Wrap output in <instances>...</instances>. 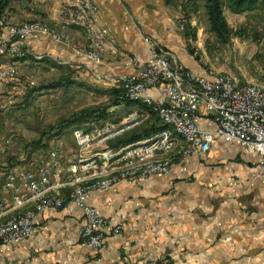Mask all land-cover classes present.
I'll return each instance as SVG.
<instances>
[{"label": "crops", "instance_id": "crops-1", "mask_svg": "<svg viewBox=\"0 0 264 264\" xmlns=\"http://www.w3.org/2000/svg\"><path fill=\"white\" fill-rule=\"evenodd\" d=\"M64 1L10 0L1 17L10 23L40 19L59 30L63 26L57 20V11ZM91 1L97 24L112 45L100 63L76 51V46L86 47L87 40L74 26L63 27L74 41L72 46L55 44L47 35L28 38L25 46L34 56L27 53L19 60H56L73 68L84 66L92 76L97 75L96 70L114 80L132 72L126 66L128 58L144 63L155 44L164 47L187 71L209 77L186 52V23L182 17L188 8L181 6L183 0ZM14 60L11 62L16 65ZM8 93L0 85V94L4 97ZM151 94L161 98L158 91ZM140 108L131 104L125 107V114ZM106 121L119 120L96 123ZM196 121L203 129L215 127L203 107ZM1 140L0 193L4 171L20 169L10 167L9 143ZM59 141L53 148L64 151L61 165L65 167L75 149ZM258 159L256 153L217 137L205 153L174 157L166 175L120 181L107 191L92 193L87 200L91 206L112 223L124 224L121 233L105 237L101 248L93 249L81 241L82 211L67 202L59 209L38 212L28 239L0 244V264H143L148 260L154 264H264V176L257 175ZM21 168L29 167L22 163ZM32 204L30 201L22 210Z\"/></svg>", "mask_w": 264, "mask_h": 264}, {"label": "built area", "instance_id": "built-area-1", "mask_svg": "<svg viewBox=\"0 0 264 264\" xmlns=\"http://www.w3.org/2000/svg\"><path fill=\"white\" fill-rule=\"evenodd\" d=\"M77 5H85L90 17H97L91 0H82V3L65 0L57 11V20L61 26L77 27L85 35L94 33L97 47L87 49V46H76L75 49L87 60L98 64L103 54L112 47L104 45L96 36L95 24H89V19H81L77 14ZM41 35H47L58 45L74 44L68 33L52 28L45 22L10 23L0 17V57L10 52H18L23 57V53L28 52L25 46L27 39ZM126 66L132 72L114 79L119 84V102L127 98L146 101L161 125H177L180 133H186V145H180L179 153L170 155L167 161L153 160L142 172L113 175L109 174L110 163L136 161L145 155H153V152L161 150L173 140L171 133L158 131V136L146 137L144 142L112 147V141L139 127V118L145 115L138 113L125 114L119 121L106 125L78 130L72 134L76 148L65 167L61 165L66 157L64 151L51 148L44 159L32 168H8L4 171L0 193V244L13 245L28 239L38 212L59 209L65 202H72L82 211L81 241L93 249H99L105 237L121 233L124 224L112 223L91 206L87 200L92 193L107 191L120 181H142L152 175H166L170 172L174 157L205 153L217 137L256 153L259 157L257 175L264 176V82L241 84L228 73L209 77L194 74L178 63L164 47L155 44L144 63L140 64L131 57L126 61ZM15 75L16 65L13 62L0 69V80L14 78ZM154 90L159 92L160 99L152 96ZM201 107L214 122L213 129H203L197 124ZM93 173L106 175L102 190L81 191V183H76V174H84L86 181L96 182ZM71 184H79L78 194H71ZM34 196H45V203H41L34 213L16 212L18 201H28ZM7 210H14L13 220L2 219V212ZM143 264L154 262L148 260Z\"/></svg>", "mask_w": 264, "mask_h": 264}, {"label": "rangeland", "instance_id": "rangeland-1", "mask_svg": "<svg viewBox=\"0 0 264 264\" xmlns=\"http://www.w3.org/2000/svg\"><path fill=\"white\" fill-rule=\"evenodd\" d=\"M75 1L79 2V0ZM181 6L188 8V12L185 15L183 14L182 17L184 23L188 24L184 35L187 43L186 52L194 57L196 65L201 72L209 76H214L218 73H228L234 76L241 84L248 81L264 82V2L260 1L255 9L242 14H234L224 9L223 17L228 25L223 30L224 35L222 38L225 39V42L221 41L210 30L209 18L205 10V0H183ZM88 14H90L89 10L85 12V15H80L81 19H88ZM90 18L94 21H92V24H95V29L102 31L104 35L105 31L97 24V17ZM30 20L38 19H29L28 21ZM38 21L45 22L40 19ZM32 23L35 24V22L26 24ZM47 24L50 26L49 23ZM59 30L65 31L63 27L59 28ZM86 40L87 49L97 47V39L94 38V33H86ZM100 40L105 41H103L104 45L112 47L111 43L106 41L105 38L103 39V36H100ZM192 53H194V56ZM28 55L30 57L34 56L29 53ZM7 56L4 55V61L0 57V67L8 65V62H11L12 59L17 62L16 79L0 83L1 87L9 91L8 94H4V97L0 94V141L3 138L5 142L8 141L9 143L10 167L24 169L21 168L23 163L32 168L44 159L48 150L58 145V140L63 143L67 142L69 146H74L75 149V142L72 137L75 129H89L90 126H101L110 123L106 121L97 124L98 120L93 123L69 124L74 115L91 111L93 115L98 113L107 115L100 120H110L111 118L120 120L126 113L125 107L128 104L123 103L117 106L115 98L111 94L113 89L118 88V82L113 79H106L107 77L102 76L101 72L94 70L97 75L92 76L90 70L84 66L73 68L71 65L50 59L61 65V68L57 69L43 62L42 59H32L23 62L19 60L22 57H16L12 54H7ZM177 62L180 63L179 61ZM55 81H60L65 86L46 88L48 84ZM68 81L75 83L70 84ZM78 83H82L83 86H79ZM128 99L126 101L132 102V104L142 102ZM139 110H146V108L141 107ZM136 111H131L128 114ZM78 125L81 127H76ZM61 126L64 127L65 131H63L64 129L62 130L63 132L59 130ZM73 127L76 128L72 130ZM57 132H59L60 136H58L59 134L57 135ZM127 134L112 141L111 146L117 147L127 137L133 135L131 133L126 137ZM49 136L51 137L50 140L46 141ZM38 139L46 142V145L42 148L33 149L32 145ZM177 150L178 148L174 149L172 155ZM162 159L164 161L166 158H143V160H136L135 163H143L142 168H145L146 165H151L153 160L162 162ZM114 164L120 165L122 162L115 161ZM114 172L118 171L109 169V174H116ZM93 178V180L102 181L106 179V175L98 173ZM76 183L86 186L95 182L86 181V178L83 179L82 174H76ZM78 186L79 184H71V194ZM94 186L91 190H102V188ZM44 197L34 196L23 204L16 206V212L25 213L30 211V209L36 211L38 204L45 201ZM30 201H33L30 208L22 210V207ZM11 212L13 214L9 215ZM11 217H14V210H8L2 214V219L7 220Z\"/></svg>", "mask_w": 264, "mask_h": 264}, {"label": "trees", "instance_id": "trees-1", "mask_svg": "<svg viewBox=\"0 0 264 264\" xmlns=\"http://www.w3.org/2000/svg\"><path fill=\"white\" fill-rule=\"evenodd\" d=\"M8 1L9 0H0V17L4 11V8L8 5ZM260 1L264 2V0H205V10L209 18L208 20L210 22V30L214 32V34H216V36L221 41L225 42V39L222 38V36L224 35L223 30L227 25L223 17L224 9H227L231 13H234V14H242L244 12H248V11L255 9ZM187 28H188V24H186V29ZM192 55L194 56V53H192ZM43 62L48 63L53 68H57V69L61 68V65H59L56 62H53L47 59H43ZM68 83L74 84L75 82L68 81ZM78 84L79 86H83L82 83H78ZM60 86H65V84L60 81H57V82L55 81L53 83L48 84L46 88H54V87H60ZM119 92H120V89L117 88V89H113L111 93L115 98L116 105L122 104V103H126L128 104V106L131 105L132 102H128L126 100L119 102V100L117 99ZM137 103L140 107L149 109L151 111V107L147 106L146 102H137ZM106 116L107 115L103 113H98L96 115H93L91 111H85L81 114L74 115L71 118V121H70L71 123L69 124H78L82 122L84 123V122H89L93 120H100V119L105 118ZM164 128L166 127L159 123V119L154 114V111H151L150 118L144 121L137 129H134L131 132L133 135L129 136V134L131 133H128L126 137L127 136L129 137H127L126 140L122 141V143L118 145V147H122V146H125L126 144H130V143L139 141L143 138L153 136L158 131ZM63 129L64 127L61 126L59 130L62 131ZM57 134H59V132H57ZM50 138H51L50 136L47 137L46 141L50 140ZM45 145H46V142H42L41 139H38L37 141L33 143L32 148L38 149V148L44 147Z\"/></svg>", "mask_w": 264, "mask_h": 264}, {"label": "bare ground", "instance_id": "bare-ground-1", "mask_svg": "<svg viewBox=\"0 0 264 264\" xmlns=\"http://www.w3.org/2000/svg\"><path fill=\"white\" fill-rule=\"evenodd\" d=\"M72 1L75 2V3H82V0H79V2H77L75 0H72ZM85 12H88V9H86L85 5H77V14L85 15ZM88 15H89V17H88L89 23L92 24L93 20L90 18V14H88ZM85 19H87V18H85ZM95 33H96L97 37L103 36V39H104V35H103L102 31L100 32V31L95 29ZM10 54L15 55L17 57H22V55L20 53H18V52H10ZM25 55H26V52L23 53V57ZM130 100H137V99L136 98H130ZM151 111H154V110H151ZM151 111L148 109V110H141V111L137 110L135 112V113H138L140 115H145V116H140V118H139V126L145 120L149 119V117L151 115ZM130 114H132V113H130ZM164 126L166 128L160 130L159 132L171 133V137L173 138V140H171L169 143H166L165 147H163L161 150H158L157 152H153V155H145L144 157L141 158V160H143V158H145V159L146 158L147 159H153V158L163 157V158H166L164 161H167V160L170 159V155L172 154V151L174 149L178 148L177 152L175 153V154H178L179 150H180V145H186V133H180L179 130H178V126L177 125H164ZM78 130H83V129L82 128L75 129L73 134L77 133ZM153 136H158V132L156 134H154ZM140 142H144V138L139 140V141H136L134 143H140ZM131 144H133V143H131ZM124 147H126V146H124ZM161 161L164 162L163 159ZM114 163H115V161L110 163V167H109V169H111V170L114 169V170L118 171V172H114V173H116L114 175L130 174V172L139 173V172H142L143 169H146V167L142 168L143 167V163L142 164H138V162L135 163V161H125L124 163H122L120 165H115ZM146 166H150V165L148 164ZM94 175L97 176L98 173H93V176ZM82 177H83V179H85L86 175L82 174ZM105 182H106V179H103L102 181L97 180L95 183H92V184H89V185H86V186H81V191H88L89 189H92V187L94 185H97V186H94V187L102 188V183H105ZM78 193H79V186L75 189V191L72 194H78ZM44 198H42V199H44ZM24 202H26V201H18L16 206H19V205L23 204ZM42 203H45V201L42 202ZM38 205L40 206V204H38ZM5 212L6 211L2 212V214H4ZM30 213H34V211L30 209V211H27V212H25L23 214H30ZM13 219H14V217H11V218H9L7 220H13Z\"/></svg>", "mask_w": 264, "mask_h": 264}]
</instances>
